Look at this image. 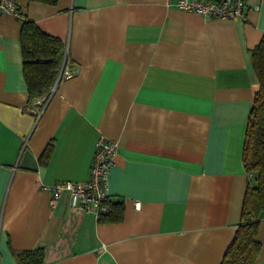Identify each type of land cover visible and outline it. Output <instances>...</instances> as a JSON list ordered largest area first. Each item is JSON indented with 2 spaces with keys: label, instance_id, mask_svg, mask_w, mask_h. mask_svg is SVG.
<instances>
[{
  "label": "crops",
  "instance_id": "crops-1",
  "mask_svg": "<svg viewBox=\"0 0 264 264\" xmlns=\"http://www.w3.org/2000/svg\"><path fill=\"white\" fill-rule=\"evenodd\" d=\"M16 1L22 18L0 15V264L37 249V264H219L248 179L259 87L249 49L264 35V0H245V21L176 0ZM23 19L60 39L59 71L71 70L40 116ZM100 136L118 143L108 188L120 216L71 209L66 194L52 208L48 187L87 179ZM256 239L252 264H264V216Z\"/></svg>",
  "mask_w": 264,
  "mask_h": 264
},
{
  "label": "trees",
  "instance_id": "trees-1",
  "mask_svg": "<svg viewBox=\"0 0 264 264\" xmlns=\"http://www.w3.org/2000/svg\"><path fill=\"white\" fill-rule=\"evenodd\" d=\"M21 44L23 73L31 102L53 85L63 59L64 46L58 37L42 31L26 19L22 20ZM249 53L259 87L254 93L242 146V162L248 179L237 228L219 264H252L260 249L256 234L264 216V35L249 49ZM110 205V211L98 218L120 216L116 209L118 204L112 207L110 201ZM15 254L22 264H37L42 259L40 249Z\"/></svg>",
  "mask_w": 264,
  "mask_h": 264
},
{
  "label": "built area",
  "instance_id": "built-area-1",
  "mask_svg": "<svg viewBox=\"0 0 264 264\" xmlns=\"http://www.w3.org/2000/svg\"><path fill=\"white\" fill-rule=\"evenodd\" d=\"M175 4L188 11H194L206 19L226 18L247 19L245 0H176ZM254 10L259 6L254 5ZM11 13L17 18H22L21 4L16 0H0V15ZM71 75L68 64L63 65L57 79L50 89L32 100L31 107L37 116L52 97L58 81ZM118 143L115 140L100 136L95 145L89 177L82 181L61 180L55 181L48 188L52 192L51 207L54 208L62 195L68 196L67 204L71 209H83L94 213L97 217L110 211V193L108 176L114 164ZM135 207L140 206L139 201L134 202Z\"/></svg>",
  "mask_w": 264,
  "mask_h": 264
}]
</instances>
